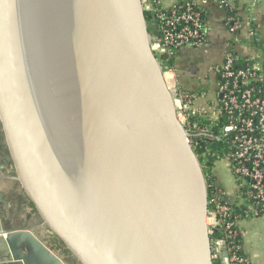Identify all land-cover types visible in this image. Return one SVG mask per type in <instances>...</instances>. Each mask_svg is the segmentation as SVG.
<instances>
[{
    "label": "water",
    "instance_id": "water-1",
    "mask_svg": "<svg viewBox=\"0 0 264 264\" xmlns=\"http://www.w3.org/2000/svg\"><path fill=\"white\" fill-rule=\"evenodd\" d=\"M145 12L142 0H0L9 177L79 264H214L207 180ZM31 235L39 264H67ZM16 238L0 221V264H28Z\"/></svg>",
    "mask_w": 264,
    "mask_h": 264
},
{
    "label": "built area",
    "instance_id": "built-area-1",
    "mask_svg": "<svg viewBox=\"0 0 264 264\" xmlns=\"http://www.w3.org/2000/svg\"><path fill=\"white\" fill-rule=\"evenodd\" d=\"M199 1L205 0H184L163 10L158 0H142L155 29L151 34L152 49L162 61L169 60L177 49L206 43L205 22L201 10L196 7ZM216 1L230 8L228 0ZM226 25L232 44L244 43L256 51L251 56L241 57L242 62L236 67V53H231L228 48L223 60L209 68V74L216 78L217 84L214 100L208 101L207 90L181 88L173 68L166 66L164 74L173 76L177 117L190 134L205 177L209 175V156L223 152L240 197L234 204H247L249 211L245 212L258 214L264 210V66L259 48L250 43H259L261 37L252 22L243 21L236 14L227 16ZM214 140L222 147L212 152L207 142ZM224 198L225 193L211 185L206 224L212 259L217 260V264H239L243 258L238 254L240 245L234 240L240 232L229 219L233 204ZM217 231L219 235L213 237Z\"/></svg>",
    "mask_w": 264,
    "mask_h": 264
},
{
    "label": "crops",
    "instance_id": "crops-1",
    "mask_svg": "<svg viewBox=\"0 0 264 264\" xmlns=\"http://www.w3.org/2000/svg\"><path fill=\"white\" fill-rule=\"evenodd\" d=\"M158 1L160 8L166 10L177 4L180 0ZM228 3L230 11H233L243 21L252 22L259 36L264 38V0H228ZM198 4L205 16L204 24L207 30V41L205 45L208 46L205 51L208 52H201V54L207 56V67L200 71V64H192L191 55H194L195 50H192L193 48H190L191 46H185L178 50L177 61L179 72L176 77L180 83L185 85L187 90L199 91L197 87L191 86V84L214 83L215 91L217 85L216 78L212 74H209L208 66L220 63L228 48L232 47L240 58L253 55L256 49L244 43L232 44L230 42L231 34L228 32L226 18L231 12L226 7L221 6L216 0L199 1ZM194 48L197 49L198 47ZM195 80H198V82L196 83ZM212 170L215 175V184L225 193L226 199L231 203L239 202L240 197L237 195L235 180L233 181L234 190L231 192L225 191L219 183V178L224 177L222 168L217 165L216 161L214 162ZM5 183H10L18 204L21 205V203L19 202L12 179L9 175L0 174V221L3 230L10 231L13 228L8 226L14 220V208L17 209V207L11 200V196L7 194ZM237 225L241 236V251L244 255L245 264H264V210L258 214L250 212L247 216L240 218Z\"/></svg>",
    "mask_w": 264,
    "mask_h": 264
},
{
    "label": "rangeland",
    "instance_id": "rangeland-1",
    "mask_svg": "<svg viewBox=\"0 0 264 264\" xmlns=\"http://www.w3.org/2000/svg\"><path fill=\"white\" fill-rule=\"evenodd\" d=\"M149 24V23H148ZM208 46L205 44H202L200 46H198L197 49H195L194 47H190L193 48L192 50H195L194 55H191V62L192 64H200V68L202 71L205 67H207L206 61H208L207 56L201 54V52H208L205 51V49ZM205 61V62H204ZM213 64H211L210 66H208V68H210ZM207 68V69H208ZM195 82L197 83L198 80H195ZM194 87H197V89L199 90H207V95L206 97L208 99L214 100L215 97V91H214V83H209V84H199L193 85ZM205 101V100H204ZM201 103H204L203 101ZM0 142H2V136H1V132H0ZM1 149H2V158H6L4 149H3V143H1ZM222 146H220L221 148ZM223 153V152H222ZM223 154L222 157L217 159V165H219L222 168V172H223V176L221 177V179L219 178V183L220 186L223 187V189L225 191H232L233 189V175L231 174L230 170L228 169V167L226 166V161L223 159ZM8 163L4 160V164H0V174H6L9 175L7 172H9V165H7ZM21 208L23 209V213L25 216V220H23L22 222H19L18 220L16 221L13 220L11 227H13L12 230L10 231H14L15 235H17V240H15V242H13V248L14 251L17 255L23 256L25 257V259L28 261V264H39L38 263V257L35 254V252L33 251V246H32V240H31V232L37 236H39L40 238H42L49 246H51V249H53L56 253H58L60 255V257H63V259L65 260V262L67 264H79L75 259H73L69 254H67L66 251H64L63 249L59 248L56 244H54L52 241L50 242L51 239H49V237H47V233L45 231V229H42L41 226L38 224L39 222L37 221H33V217L32 216H27L26 213V208L25 205L21 204ZM19 222V223H18ZM18 223V224H16ZM16 224V225H15ZM27 230L29 232H27Z\"/></svg>",
    "mask_w": 264,
    "mask_h": 264
},
{
    "label": "trees",
    "instance_id": "trees-1",
    "mask_svg": "<svg viewBox=\"0 0 264 264\" xmlns=\"http://www.w3.org/2000/svg\"><path fill=\"white\" fill-rule=\"evenodd\" d=\"M183 1L184 0H180L177 3L178 4H181ZM196 7L201 10V12H202V18H203L202 21L204 23L205 22L204 12L202 11V9H201V7H200L199 4H197ZM228 10L230 11V9H228ZM230 12L232 14H234L233 11H230ZM145 18H146L147 22L149 23V32H150V34H154L155 29H154L153 24H152L153 22L151 20L150 15L147 12H145ZM238 18H240V17H238ZM252 26H254V25L252 24ZM250 44L251 45H254L256 48H259V52L262 53V55H263V66H264V38H260L259 39V43L252 42ZM178 50L179 49H177V50H175L173 52V55L171 56V58L169 60L162 61V63H163L164 66H169V67L173 68L175 70L177 76H178V72H179V70H178L179 69L178 68L179 65H178V61H177ZM229 51H231V53H233V54L236 53L233 50L232 47L229 48ZM235 55H236L235 66L238 67L241 64L242 59L237 54H235ZM177 83H178V85L181 88L186 89V87H185V85L183 83H180L178 80H177ZM260 86H263V83H260ZM207 145L210 147V149H211L212 152L213 151H219V148H220L219 141L214 140L213 142H207ZM1 147L2 146H1V142H0V164H4V160L5 159L2 158V149H1ZM221 157H222V152L221 151H219L218 156H216V155L209 156V161H208V167H209L208 168V171H209L208 173H209V175L206 176L207 183H208V192H209V195H210V192H211V185L212 186L213 185L214 186L216 185L215 184V175L213 174V170H211V169H212V167L214 165L213 164L214 161L217 160V159H219V158H221ZM5 185H6V188H7V194H9L11 196V200L15 203V206L17 207V209L14 208L15 209L14 210V213H13L14 220L16 219V221L18 220L19 222H22L23 220H25V216H24V213H23V209L21 208V205L18 204V202L16 200V197H15V193H13V190L11 188L10 183H5ZM241 190H239V192L241 193V196L244 198V194L242 193ZM224 199L227 200L226 197ZM232 204H233L232 205V213L230 214L229 219L234 223V227L239 231L237 222H238V220L240 218H243L244 216H247L246 214H248L249 212H245V210L246 211L247 210L249 211V206H247V204H242V205L241 204L240 205L239 204H234V203H232ZM18 223H16V224H18ZM11 226H13L12 223L8 227L13 228ZM218 235H219V231L214 232L213 237L218 236ZM234 242H236L237 244L240 245V249L238 251V254L243 258V261L240 262L239 264H245L244 255H243V253L241 251V236L240 235H237L235 237ZM213 263L214 264H217V260H213Z\"/></svg>",
    "mask_w": 264,
    "mask_h": 264
},
{
    "label": "bare ground",
    "instance_id": "bare-ground-1",
    "mask_svg": "<svg viewBox=\"0 0 264 264\" xmlns=\"http://www.w3.org/2000/svg\"><path fill=\"white\" fill-rule=\"evenodd\" d=\"M164 80L167 84V86L172 89L174 86V79L173 76L171 74H164Z\"/></svg>",
    "mask_w": 264,
    "mask_h": 264
},
{
    "label": "flooded vegetation",
    "instance_id": "flooded-vegetation-1",
    "mask_svg": "<svg viewBox=\"0 0 264 264\" xmlns=\"http://www.w3.org/2000/svg\"><path fill=\"white\" fill-rule=\"evenodd\" d=\"M192 83V82H191ZM190 84V83H189ZM194 84H191V86H193Z\"/></svg>",
    "mask_w": 264,
    "mask_h": 264
}]
</instances>
